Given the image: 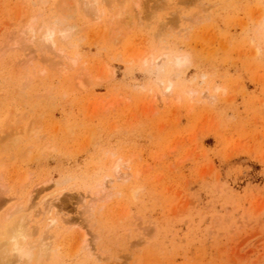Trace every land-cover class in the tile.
Instances as JSON below:
<instances>
[{
	"label": "rangeland",
	"instance_id": "obj_1",
	"mask_svg": "<svg viewBox=\"0 0 264 264\" xmlns=\"http://www.w3.org/2000/svg\"><path fill=\"white\" fill-rule=\"evenodd\" d=\"M83 1L0 0V264H264V0Z\"/></svg>",
	"mask_w": 264,
	"mask_h": 264
},
{
	"label": "bare ground",
	"instance_id": "obj_2",
	"mask_svg": "<svg viewBox=\"0 0 264 264\" xmlns=\"http://www.w3.org/2000/svg\"><path fill=\"white\" fill-rule=\"evenodd\" d=\"M83 2L85 3V2H87V0H84ZM88 2H90V1H88ZM93 5H94V3H93ZM88 8H89V10L93 9L92 6L88 7ZM54 24L57 25L56 23H54ZM55 25L43 24L40 26V28L44 29V31L42 32L41 38L45 42H49V44L51 46L55 45L54 35L56 34V31H58L60 33L61 37L64 39H67L68 37L71 36V30L69 28H65L63 26H62V28H58V26L56 27ZM36 29L37 28H35V26H34V21H31L27 24V31L29 33L32 32L33 34H35ZM187 61H188V59L186 56H179V57H175V59L172 62H173V65L175 67H180L183 64H185ZM147 63H149V62H148V58L146 57L143 60V64H147ZM172 86H173V83L170 81L165 83L163 86V90H164L163 93H170L172 90ZM119 169H120V163H118V161H117L116 166H115V170L118 172ZM52 208H53V206H51L49 208V212L52 211ZM18 209H22V208L20 207ZM19 219H20V221L17 220L13 224H11L9 226V228H7V229L1 228L0 229V232L3 229V232L7 236L6 247H3L4 250H2V253L0 252V254H1L0 256H10L11 255V258H12L13 257L12 254H16V257H17V259H19V261H29L31 259V257H33V255H35V253L33 254V249H32V248H34L32 246L35 244L30 245L29 242L27 241L28 235L26 233V230H25V227L23 224L24 222L21 220V219H23V216H22V218H19ZM56 222H57L56 219L51 218V220H50L51 224L50 225H54V224H56ZM29 234H30V232H29ZM30 235H32V234H30ZM30 235H29V237H30ZM38 245H37V247H39V248H38L37 255L38 256L40 255L41 257H43L45 255L46 251L48 250V248H46L44 243L40 244V246H38ZM0 246H2V244H0ZM35 249H36V247H35ZM1 258L2 257H0V259ZM3 260L4 259H2V261ZM3 264H6V263H3Z\"/></svg>",
	"mask_w": 264,
	"mask_h": 264
}]
</instances>
